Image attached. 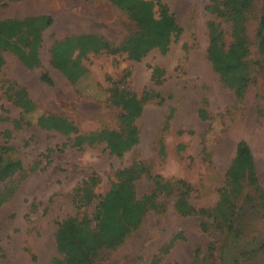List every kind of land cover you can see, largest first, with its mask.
<instances>
[{
    "label": "rangeland",
    "instance_id": "rangeland-1",
    "mask_svg": "<svg viewBox=\"0 0 264 264\" xmlns=\"http://www.w3.org/2000/svg\"><path fill=\"white\" fill-rule=\"evenodd\" d=\"M261 3L255 0L256 9L247 25L251 81L241 101L221 84L206 58L207 0H156L155 17L169 41L168 51L161 54L154 49L138 62L124 53L88 54L82 59L87 75L75 85L51 66L52 44L70 35L94 33L119 45L135 32L134 24L104 0H23L0 7V20L47 15L53 21L42 33L41 68L28 69L15 55L2 52L0 145L12 148L9 155L21 161L25 172L34 164L37 169L25 179L16 174L0 184V190L16 188L0 207V264H50L56 256L57 222L77 213L73 191L95 176L94 191L103 195L115 180V171L137 161L164 179L185 180L193 187L189 202L210 208L228 172L246 166L234 162L236 144L244 140L264 188V67L255 40ZM154 67L164 71L160 85L151 83ZM43 70L51 77V85L41 81ZM10 83L23 88L33 101L35 110L28 119L33 123L39 115L55 114L67 118L83 135L103 128L118 132L124 114L126 123L136 129L137 141L117 157L106 143L77 147L72 145L73 136L34 125L16 127L20 109L6 97ZM144 89L155 90L161 100L141 104ZM201 108L207 111V121L198 116ZM160 140L164 154L159 153ZM205 148L210 155L206 160ZM133 186L136 200L154 188L144 179L134 180ZM246 194L252 195L247 187L243 197ZM122 200L123 217L137 226L132 203ZM166 202V211L145 215L124 244L105 253L101 264H190L194 249L204 248L210 238L196 218L180 217L173 202ZM84 212L92 215L93 207ZM241 212L244 229L235 246L240 249L249 244L245 250L250 251L264 238V220L245 206ZM231 242L229 238L225 251ZM250 254L245 257L252 259ZM260 258L257 254L253 261Z\"/></svg>",
    "mask_w": 264,
    "mask_h": 264
},
{
    "label": "trees",
    "instance_id": "trees-1",
    "mask_svg": "<svg viewBox=\"0 0 264 264\" xmlns=\"http://www.w3.org/2000/svg\"><path fill=\"white\" fill-rule=\"evenodd\" d=\"M23 0H0V7ZM117 7L135 26V32L115 45L101 35L88 33L70 35L55 41L50 48V64L59 71L66 80L75 85L87 75L82 59L88 54L106 53L117 55L124 53L131 61L138 62L150 51L156 49L165 54L169 41L163 27L155 17L156 0H104ZM259 11L258 27L255 40L258 53L264 67V0ZM256 9L255 0H207L205 10L209 15L207 28L206 58L221 84L232 91L236 100L241 101L251 81V69L248 65L251 42L247 33V25ZM52 18L47 15L28 16L22 19L8 18L0 20V72L4 66L2 52H10L28 69L41 68L39 48L42 33L52 25ZM229 26V30L224 28ZM229 39V40H228ZM164 71L154 67L151 83L160 85ZM40 79L51 85L52 80L47 71H42ZM6 97L20 109V118L16 127L34 125L45 131H55L64 137L73 136L72 145L94 146L106 143L111 153L121 157L124 150L131 149L137 141L136 129L126 123V115L119 120L121 128L118 132L103 128L89 134H80L78 128L61 115H39L34 123L30 116L35 106L23 88L10 83ZM161 95L155 90L144 89L140 96L141 104ZM171 114L166 118L164 131L168 128ZM199 118L207 121V111L199 110ZM12 148L0 145V184L18 174L22 179L33 173L37 165L31 166L27 172L22 168L19 159L9 153ZM159 153L164 154V144L159 141ZM209 152L203 149V159L209 158ZM235 163H245L239 172L230 170L225 184L218 191V200L210 208H197L189 202L193 187L182 179H164L153 174L149 166L142 161L132 163L128 168L117 170L115 180L103 195L94 191L98 181L95 176L89 177L80 187L73 191L72 197L77 213L57 222L54 235L56 256L50 264H101L105 253L117 249L125 243L133 231L137 229L142 218L149 212H164L166 200L173 202V207L180 217H194L200 230L208 235L209 243L202 248L197 246L190 264H264V238L253 250L246 251L249 244L238 248L244 229L242 209L255 214L264 220V188L262 187L256 167L252 163L251 150L247 142L240 140L235 148ZM144 179L153 184L148 194L135 199L133 181ZM249 188L252 195L243 197L244 188ZM16 188L0 190V207L14 194ZM132 203L137 226H131L123 217L119 205L123 200ZM93 207L92 215L84 212ZM231 239L229 251H225L227 240ZM242 247V246H241ZM234 249L236 252L230 251ZM242 249V251H241ZM165 251V250H164ZM224 251L227 253L225 256ZM218 252V256H216ZM251 253V254H250ZM250 254V258L245 256ZM257 254L261 255L254 262ZM225 259V260H224Z\"/></svg>",
    "mask_w": 264,
    "mask_h": 264
}]
</instances>
